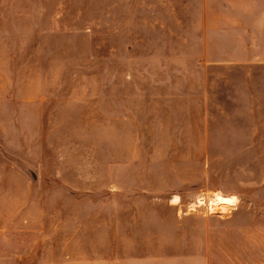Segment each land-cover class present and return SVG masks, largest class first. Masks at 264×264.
Instances as JSON below:
<instances>
[{
  "label": "rangeland",
  "instance_id": "374dc122",
  "mask_svg": "<svg viewBox=\"0 0 264 264\" xmlns=\"http://www.w3.org/2000/svg\"><path fill=\"white\" fill-rule=\"evenodd\" d=\"M201 1L0 0V264H64L73 202L104 264L103 219L143 198L159 235L161 198L197 214L211 264H264V69L203 40Z\"/></svg>",
  "mask_w": 264,
  "mask_h": 264
},
{
  "label": "crops",
  "instance_id": "0c3cea01",
  "mask_svg": "<svg viewBox=\"0 0 264 264\" xmlns=\"http://www.w3.org/2000/svg\"><path fill=\"white\" fill-rule=\"evenodd\" d=\"M200 5L203 40L212 41V38L205 37L212 26L219 41L235 42L233 46L236 51L227 54L229 63L245 66L243 70L247 71L264 69V0H215L211 3L202 0ZM141 201L143 203L138 204L141 208L139 215L136 205H131L133 209H125L124 222H118L117 229H113L114 232L117 230L115 234L112 233L110 218L107 217V223L103 219L104 264H211L204 253L207 246L193 244L191 240L192 232L200 229L199 225L189 224L191 219L198 217L197 214L181 215L176 203L173 204L169 198H161L170 212L168 231L165 235H159V228L165 225L158 223L157 199L143 198ZM61 210L65 213L55 226V234L61 233L67 225L70 228V234L62 242L61 258L64 264H81L82 261L97 264V257L89 249L88 252H80L78 248L85 234L86 242L93 239L94 234L90 235V231L94 232L93 218L87 212L79 214L76 202ZM139 230L144 233L141 243L137 242ZM160 237L167 244L161 245ZM161 253L166 254L165 259L169 254L168 261L161 260ZM41 259L44 260V255Z\"/></svg>",
  "mask_w": 264,
  "mask_h": 264
},
{
  "label": "bare ground",
  "instance_id": "6f19581e",
  "mask_svg": "<svg viewBox=\"0 0 264 264\" xmlns=\"http://www.w3.org/2000/svg\"><path fill=\"white\" fill-rule=\"evenodd\" d=\"M214 199V198H213ZM215 200L219 204H227V205H235L237 200L235 196H228V195H222V194H217L215 197Z\"/></svg>",
  "mask_w": 264,
  "mask_h": 264
}]
</instances>
